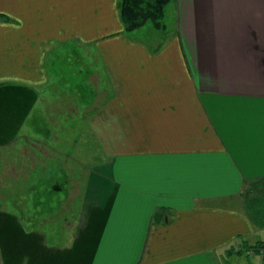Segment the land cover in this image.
<instances>
[{"label":"crops","instance_id":"obj_1","mask_svg":"<svg viewBox=\"0 0 264 264\" xmlns=\"http://www.w3.org/2000/svg\"><path fill=\"white\" fill-rule=\"evenodd\" d=\"M174 5L177 33L156 51L125 35L117 0H0L2 192L6 156L25 138L50 146L57 130L77 150L53 149L64 163L33 195L57 201L81 178L64 232L2 200L0 264H231L245 253L234 248L264 242V222L242 201L264 188V0ZM72 42L96 48L77 57L85 72L100 60L82 91L64 85ZM66 99L74 113L59 109ZM89 132L91 166L74 156L89 154Z\"/></svg>","mask_w":264,"mask_h":264},{"label":"rangeland","instance_id":"obj_2","mask_svg":"<svg viewBox=\"0 0 264 264\" xmlns=\"http://www.w3.org/2000/svg\"><path fill=\"white\" fill-rule=\"evenodd\" d=\"M175 19H176V14H175V5H174V0H173L171 3L167 5L165 9V16L163 18V23L165 24L166 28L164 31L155 30V28L152 27V24L150 22H147L144 26H142L141 28L137 30H134L132 32H125V35H127L128 38H132L134 40L137 39V40L149 42L153 44L154 46H157L159 44L162 45L163 42L169 39L171 40V38L176 35L177 31H176ZM75 45H76L75 42H72L71 51L75 53L72 56L74 58V61L70 65V67L72 68L71 72L73 73H70L69 77H72V79L70 80L68 78L69 79L68 82L67 83L65 82L64 85L68 86L69 91L70 90L80 91L78 88H81V91H82L84 90V87L78 86V85L84 83L85 85L89 86V83L91 82L89 81L88 78H85L84 75L92 74L94 67L95 68L97 66L100 67V60L99 58L96 62H94V60H91V65L89 64L90 72L89 71L85 72V67L79 64L77 57H82L86 53L85 57L90 60L91 58H93V56H96V48L90 47L93 53L89 55L86 52V49L88 48V46L86 47L81 46L79 48H76ZM68 50L70 51V49ZM50 57H52V55ZM62 68L64 70V68L66 67L63 66ZM80 69L84 70L83 74L80 73ZM94 76L96 77V75ZM92 78L94 77L92 76ZM93 83L94 85L97 86V84H99L98 79L95 78L93 80ZM91 89L94 90V87ZM85 91H87V89ZM64 92L68 94L67 90H63L61 94H63ZM106 95L108 94L106 93ZM75 99L76 101L78 100L77 97H75ZM89 99L90 97H87V100L85 101L87 102L89 101ZM99 99L101 101L103 97ZM58 100H60V98ZM65 101L67 102L66 107H64L65 105H61V108L59 107V109H64L65 111L70 110L74 113L76 108L71 106L72 100L70 101L66 99ZM54 107H58V106H56L55 104ZM62 114H63L62 112L58 113V116ZM58 122L59 120L55 121V123L53 124H56ZM63 128L67 129V127H63ZM29 131L32 133L41 134V132H38L37 130H29ZM51 131H53V133L56 134L55 132L56 130H51ZM57 131L59 132V134L56 135L57 138L52 137L51 139L48 140V141H51L49 143L50 146H45L42 143H38L36 141H33L32 139L25 138L24 142L16 145V147L13 149L14 151H11V154L6 156L7 160H5V162L7 164L9 163V165H7L8 169H10L8 173H10L11 176L8 177L5 174L7 179H5V182H4L5 185L3 187H4V190L9 188V191L8 192L5 191L4 193L2 192V184H3L4 178H2L0 175V207H3V201H4L5 205H7V208H9V211L11 212L14 211L16 213H19L20 210L27 209V213H29L30 216L32 217L37 216L38 218L37 226H39L41 230L49 231L50 227H53L51 228V230H56L58 232H64L65 228L66 229L69 228L68 225L70 224V221L72 220V215L77 210L78 200L77 201L74 200L73 197L74 195H76L75 191L79 190L77 186L80 185L79 183L81 182V178L79 179L76 176L72 178V180L74 181L72 184L74 185L73 188L69 187L68 193L64 197H61V199L59 198L60 200L58 199L59 201L57 203L50 200L51 197L52 198L56 197L55 193H52L50 195H47L45 193H39L41 195V202H42L41 208L34 209L30 205L34 201V196L37 195V194L33 195V191L37 189L36 185H38L37 187H41V190H44L43 188L45 185L42 182L44 181L48 182L49 180L52 179V177L50 178L49 176H47V173H48L47 171L50 169V167L52 166L54 169L55 168L59 169L60 165L62 166V163H64L60 160L61 159L60 154L57 155L59 157L58 161H55V158L57 157L50 156L51 154H53L52 152L53 149L57 148L59 151H61L63 148L64 149L67 148L69 151L77 150L76 148L78 147V145L76 147L75 145L72 144V141H70L69 137L72 138V135H73L70 130L67 129V130H57ZM90 132H89L90 136L88 135L87 137V139L89 140L88 146L90 145L89 154H88V150L87 151L85 150L79 154L77 153L78 156L77 155H74V156L75 158H79L78 160L81 161V163L83 162L85 164L88 163L91 166L97 163L98 161V153H97L98 149H97V141L96 139H93L92 137L93 135ZM43 135H44V132L42 131V136ZM44 137H47V136H44ZM94 140L96 144H91L94 142ZM75 141H77V139ZM88 157L90 158V160H87ZM71 162L73 164H76L77 169L79 168V165L76 162H73V161ZM2 167H3V160L2 158H0V173L1 172L3 173V171H1ZM4 168H6V164L4 165ZM9 179L11 182L6 181ZM242 196H243L242 201L244 204L243 209L246 210V208H249V204H251L249 213L257 221L264 222V212H263L264 211V188L256 190V191L251 190V193L249 195H242ZM27 206L28 208H26ZM50 206L51 207L54 206L53 209H51ZM48 207H49V210H48ZM260 234H261V237L264 238V232ZM249 240L251 242H254L255 237L252 235ZM238 250L240 249L238 248ZM228 260L231 264H264V257L258 253L249 254V256L246 255V252L242 255L233 254L228 257Z\"/></svg>","mask_w":264,"mask_h":264},{"label":"trees","instance_id":"obj_3","mask_svg":"<svg viewBox=\"0 0 264 264\" xmlns=\"http://www.w3.org/2000/svg\"><path fill=\"white\" fill-rule=\"evenodd\" d=\"M172 1L173 0H117V9H118V14H119V19L123 25L124 32H132L134 30H137L141 28L142 26H144L147 22H150L152 24V27L155 28V30L164 31L166 28L165 24L163 23V18L165 16V9L167 5L171 3ZM161 46H162L161 44L155 46L154 50L156 51L159 50ZM44 191H42L41 193H45L47 195L51 194V192H44ZM62 195H63L62 192H58L57 194L58 199L59 198L61 199ZM37 197H39V200H40V203H37V204L41 205L42 203L41 195L37 194L36 198ZM59 200L54 201V202L57 203ZM53 207L50 206L51 209H53ZM250 208H251V204H249V209ZM48 210H49V207H48ZM263 243L264 242H261V244ZM261 244L259 243L251 244L249 246L246 244H243L240 247V250H236V251L234 250V253L240 254L241 251L246 252L248 250H253L254 252L257 253V250H258L257 248H259ZM232 253L233 252H230V254ZM262 255L263 254H261V256Z\"/></svg>","mask_w":264,"mask_h":264},{"label":"built area","instance_id":"obj_4","mask_svg":"<svg viewBox=\"0 0 264 264\" xmlns=\"http://www.w3.org/2000/svg\"><path fill=\"white\" fill-rule=\"evenodd\" d=\"M257 249H258V250H257V253H259L260 255H261V254H264V243L261 244L260 247L257 248ZM247 252H248L249 254H254V253H256V252H254L253 250H248Z\"/></svg>","mask_w":264,"mask_h":264}]
</instances>
